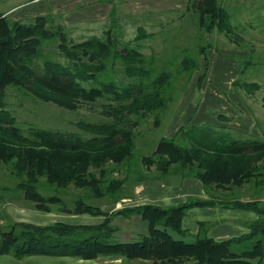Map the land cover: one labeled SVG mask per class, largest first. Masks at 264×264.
I'll list each match as a JSON object with an SVG mask.
<instances>
[{
	"label": "trees",
	"instance_id": "16d2710c",
	"mask_svg": "<svg viewBox=\"0 0 264 264\" xmlns=\"http://www.w3.org/2000/svg\"><path fill=\"white\" fill-rule=\"evenodd\" d=\"M107 1L111 3L109 26L101 36L90 35L77 42L68 38L62 23L55 22L56 14L35 15L25 23L0 11V166L14 179L0 181V218L8 224L0 233V254L83 259L119 255L145 264H260L264 259V200L230 199L222 194L238 192L251 183V193L262 195L264 138H233L228 129L219 126L186 123L170 137L155 142L144 138L142 143L151 148L149 154L138 153L136 147L143 134L141 126L151 118L152 130L157 128L175 89L186 86L200 68L197 83H201L208 66L206 50L212 47L207 35L215 29L232 43L243 41L236 32L239 26L231 22L233 13L220 0L187 1L181 16L196 17L197 38L207 40L194 49L201 55L199 61L188 54L190 47L178 43L181 26L163 36L164 46L158 53L141 50V41L154 35L146 23H138L132 39H122L117 5ZM136 13L146 18L145 13L150 12ZM45 45L54 47L64 61L50 57ZM248 65L240 69V77ZM180 75L185 82L175 85ZM9 85L34 100L71 112L82 104L99 106L102 117L78 121L79 131L24 129L7 108L5 89ZM232 86L248 94L260 88L259 82L238 77ZM217 116L229 120L224 114ZM169 175L198 179L208 197L188 196L176 204L143 203L111 212L87 202L106 197L115 203L132 195L135 184ZM70 186L81 192L65 199ZM42 189L52 193L45 195ZM24 201L43 212L70 202L73 214L103 218L94 223L55 221L45 225L13 221L6 212L7 203L25 205ZM205 206L250 210L256 218L243 222L248 229L245 233L226 239L209 237L206 221H199L197 232L190 233L182 226L184 215L192 207ZM117 215H137L145 222L146 233L121 240L111 223Z\"/></svg>",
	"mask_w": 264,
	"mask_h": 264
},
{
	"label": "rangeland",
	"instance_id": "374dc122",
	"mask_svg": "<svg viewBox=\"0 0 264 264\" xmlns=\"http://www.w3.org/2000/svg\"><path fill=\"white\" fill-rule=\"evenodd\" d=\"M22 1H27V0H0V11H6L12 9L13 6L22 3ZM221 1L225 3V0H220V2ZM261 2L262 0H259L258 2L255 3L257 5V4H261ZM114 3L117 5L116 6L117 14L120 17L119 35L122 39L125 40L132 39L134 35L137 33L136 27L138 23L139 22L146 23L147 24L146 29L148 31H153L154 35L149 36L143 39V41H141V43H144V46L142 47L141 50L146 54H150L151 52L158 53L164 46L162 39L163 36H165V34H169L173 30L177 31L176 28L181 26L182 30L178 33V38H177L178 43H181L180 46L187 45L188 47H190L191 52L188 54L191 55L192 57H196L199 61L201 60V55L198 56L199 54L197 52H194V49L200 47L201 46L200 44L206 43L207 40L199 37L197 38L196 26H195L197 19L193 15L185 14V16H181V11H173L162 14L150 12V13H145L146 18H144L140 16L139 13H134L136 11L128 10L122 3V0H114ZM225 4L228 8L233 7L230 1L229 2L226 1ZM229 11L232 13V10ZM251 14L255 16V20L253 22L250 21L249 23L245 24L244 28L237 20L234 21V19L231 18L232 24L239 26V28H236V32L238 31V33L241 32L244 33L243 35L245 38H243V41L241 42L239 41L237 44L232 43L225 36H223L224 34H221L214 29L212 34L209 37L207 36L208 40L212 44V47H209L206 50V53H208L209 49L211 48L215 50L216 49L215 47H217L215 51L222 52L220 49L221 48L220 45H224V44H220V43L223 42L226 43L225 45H227V47L243 50L244 53L239 52L238 54H233L232 55L233 58L227 57L226 59L230 60V62H232L233 64L236 63L237 66L239 67L238 76H236L235 78L238 77L240 79H245L248 81H257L260 84V88L257 89L254 93L248 94L243 89L235 88L232 86L233 89L230 90V92L232 93L233 91H236L241 95L242 98H244L242 101L243 105L245 106L244 110H247L248 113H251V115L255 117L261 134L260 133L258 134L257 130H255L254 133L245 132L235 128L233 129L229 125V123L225 124L226 121L230 120V117L225 114L226 111L220 109L221 105L219 104L218 100L214 99L213 101L210 95L204 93L202 85L204 83L205 84L207 83L208 86H211L215 91L220 92L222 96H224L225 98H229L230 92L228 90H224V87L221 83L223 82V80L227 79L228 76L223 74V71H225V69L220 68V64L216 62L217 66H215V69L211 72L209 76H207L206 73L201 83H197L198 76L196 70L192 74L190 79L187 80L188 82L186 86H184L180 91L177 90V88L175 89L174 99L168 104L167 110L164 113H162V122L157 128L152 130L153 125L151 118H149L148 121L141 126V130L143 134L140 135L137 140L136 147L138 153L141 152L143 154H149L151 152V148L150 149L146 148V146L142 143V140L144 138H152L153 141L155 142L162 136L170 137L173 135L175 129L178 127L179 124H186V123L189 125H198L200 123H205L207 125L209 124L212 126H219L218 128L220 130L228 129V131L231 132L233 138H242V139L264 138V108H263L264 11L261 12L255 9L254 12ZM55 20H56L55 22L57 23L59 22L63 23L62 19H60L58 15L57 18H55ZM109 20L110 17L108 12L107 16L104 19H101L99 23L94 22L90 24L91 27L89 28H80V27L75 28L72 25H65V24L62 25H64L65 28L64 30L68 34V38L71 41L77 42V41H82L83 39L87 38L90 35L101 36L103 30L109 26ZM21 21L27 23L30 21V17L24 18ZM192 21H194L195 24ZM45 47H46L45 50L48 51V55L50 57L58 61H64L62 55H60L54 47L50 45H45ZM179 57H182V53H179ZM220 57H224V56H220ZM214 61L215 59H213V63ZM248 63L249 65L247 66L245 74L240 77L239 76L240 69H242ZM200 70L202 71V68H200ZM181 76L182 75L178 77L175 85H180L183 82H185ZM5 92H6L5 101L7 102V108L11 110L13 114L16 116L17 124L24 129L29 126H33V127H39L41 129H50V130L79 131V128L76 124L78 121L80 120L96 121L97 119L102 117V115L99 113L100 107L91 106L89 105V103L82 104L76 110V112H71L63 108L57 107L56 105L48 102L34 100L31 96L23 93L22 91H20L19 89H17L12 85L7 86ZM220 113L229 117V120H225V122H223L224 124L215 122L216 118L218 117L217 114ZM201 120H203V122H201ZM176 124L178 125L176 126ZM150 143L154 144L151 141ZM1 168L2 167L0 166V181L3 182L14 181V179L8 176L6 173L4 174V172L1 171ZM167 178L169 180L172 179L173 181H176L175 184H180L181 181H183L184 179L177 175L176 176L171 175V177L166 176V178L163 177V179H159L160 180L159 183L161 181L165 182L164 180H166ZM182 184L183 183H181L180 185L182 186ZM172 186H178V185H172ZM242 188L244 189V192L248 191L249 195H251L252 194L251 192H253L254 190L253 184L251 183L243 185L240 189ZM42 192L45 195H49L52 193L51 191L44 189H42ZM67 192L69 194L64 195L65 199H69L68 197H70V195L77 197V193H80L81 191L78 192V190H75L73 187L70 186L67 189ZM53 193H58V192L55 191ZM236 194H237L236 192L234 194L230 192H226V194H222V196H227V197L229 196L231 199V198H237L238 196ZM188 196H193V195H188ZM260 197L264 198V191L262 195H260ZM87 202L92 205L100 206L101 209L104 211H109V212L113 211L108 205L113 203L109 202L108 198L106 197L92 198ZM24 203L26 206L25 208L28 211V214L30 213L31 210L33 213V215H29V219L31 220H29L28 222H32L35 224L45 225L55 221H62L68 223H94L101 221L103 218V216L100 215L92 216L87 213L73 214L72 212L73 203L70 202H67L66 205H52L51 206L52 209L49 212H43L33 209L31 206L32 204L30 202L24 201ZM20 204L22 205V203ZM107 205L109 206V209L107 208L108 207ZM68 210H70V212H68ZM116 217H118V215L112 218L111 223L114 226L117 225L122 231L134 230L135 232L136 231L146 232L147 230L145 222L142 221L141 219L139 220L140 222H137V220L131 218L132 216H129L128 217L129 219H125L127 217L121 215L118 218ZM11 219L15 221L13 218ZM251 220L253 219L246 221H251ZM7 225L8 224L5 223L4 221L0 223V233L1 231L7 228ZM132 235L133 233L130 236ZM173 235L174 237H178L175 233H173ZM186 240L189 241L191 239L190 237H187ZM63 256H70V255H63ZM101 256L111 257L117 255H111V256L101 255ZM72 257H76V256H72ZM120 257L123 258L120 264H145L144 261L141 259L129 260V259H125L123 256ZM95 258H90V259H95ZM147 263L149 262L147 261Z\"/></svg>",
	"mask_w": 264,
	"mask_h": 264
},
{
	"label": "crops",
	"instance_id": "0c3cea01",
	"mask_svg": "<svg viewBox=\"0 0 264 264\" xmlns=\"http://www.w3.org/2000/svg\"><path fill=\"white\" fill-rule=\"evenodd\" d=\"M187 1L188 0H122V3L130 11H147L162 14L173 11L182 12ZM226 1H230L233 7L228 8L225 4ZM258 1L259 0H225V3L222 1L221 3L229 10H232V18L234 21L237 20L244 28L245 24L255 20V16L251 14L255 9L261 12L264 11V0H262L261 4L256 5L255 2ZM110 8L111 3L107 0H27L13 6L12 9L2 12L18 20L52 12L62 19V24L72 25L75 28H89L91 27L90 24L94 22L99 23L101 19H104L110 11ZM211 34L207 36L209 37ZM243 34L244 33L241 32V36L245 38ZM220 44H224L220 45L222 52L215 51L217 49V47H215V50L211 48L208 53H206L208 59L206 73L207 76H209L215 69V66H217L216 62H218L220 64V68L225 69L223 74L228 76V78L223 80L221 83L224 90H228L230 92V90L233 89L232 81L236 76H238L239 67L236 63L233 64L226 58H233V54L244 52L243 50H239L237 48L233 49L232 47H227L225 42ZM213 59H215V64L213 63ZM196 72L198 76L201 70L199 69ZM202 86L204 93L210 95L213 101L214 99L218 100L221 105L220 109L226 111L225 114L230 117V120L226 122L225 120L217 117L215 122L220 124H224L223 122H225V124L229 123L233 129L235 128L245 132L254 133L255 130H257V133L261 134L255 117H253L251 113H248L247 110H244L245 106L242 102L244 98H242L238 92H230L229 98H225L220 94V92L215 91L211 86H208L207 83H204ZM201 122H203V120H201ZM177 125L178 124H176V126ZM180 125L181 124H179L178 127ZM168 177H171V175ZM159 181L160 180H143L133 186L131 196L125 195L126 197L108 205L112 210H114L124 206H132L143 203L159 205L174 204L183 201L188 195L199 196L202 198L208 197V193L204 191L201 182L196 178H184L183 181H181V183H183L182 186L180 185L181 183L175 184L176 181H173L172 179L169 180L168 178L164 180L165 182L161 181L162 183H159ZM226 192L223 194H226ZM230 193L234 194L235 191ZM236 193L239 198L242 197L240 198L242 200H251L255 198L264 200L263 197L255 196L251 193V195H249L248 191L244 192L243 188L238 190ZM109 206L107 207L108 209ZM25 207L26 206L24 204L21 205L20 202L7 203L6 212L15 221H29L31 220L29 219V215H33V213L32 210L29 209L31 211L28 214ZM118 217H120V215H118ZM131 218L140 222V218L137 215H132ZM254 218H256V214L253 211L245 209L225 208L222 206L192 207L188 209L184 215L182 219V226L190 233L195 234L198 230V222L206 221L209 223L207 235L214 239L221 240L245 233L248 229L244 226L243 221ZM125 219L129 218L127 217ZM0 220L1 223L2 221H5V218H0ZM115 227L117 237L123 241L146 233L145 231L135 232L134 230V232L132 230L122 231L117 225ZM132 233L133 235L130 236ZM122 260L123 258L118 255L111 257L99 256L95 259L84 260L72 256L60 255L35 254L28 255L23 258H16L11 254H0V264H120ZM260 264H264V259Z\"/></svg>",
	"mask_w": 264,
	"mask_h": 264
},
{
	"label": "water",
	"instance_id": "95a60500",
	"mask_svg": "<svg viewBox=\"0 0 264 264\" xmlns=\"http://www.w3.org/2000/svg\"><path fill=\"white\" fill-rule=\"evenodd\" d=\"M68 212H70V210H68Z\"/></svg>",
	"mask_w": 264,
	"mask_h": 264
}]
</instances>
